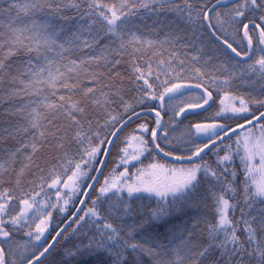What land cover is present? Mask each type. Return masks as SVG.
<instances>
[{"label":"snow or ice","instance_id":"snow-or-ice-1","mask_svg":"<svg viewBox=\"0 0 264 264\" xmlns=\"http://www.w3.org/2000/svg\"><path fill=\"white\" fill-rule=\"evenodd\" d=\"M0 264H264V0H0Z\"/></svg>","mask_w":264,"mask_h":264},{"label":"rangeland","instance_id":"rangeland-1","mask_svg":"<svg viewBox=\"0 0 264 264\" xmlns=\"http://www.w3.org/2000/svg\"><path fill=\"white\" fill-rule=\"evenodd\" d=\"M177 135H179V132L177 133Z\"/></svg>","mask_w":264,"mask_h":264},{"label":"trees","instance_id":"trees-1","mask_svg":"<svg viewBox=\"0 0 264 264\" xmlns=\"http://www.w3.org/2000/svg\"><path fill=\"white\" fill-rule=\"evenodd\" d=\"M185 123H187V122H185ZM54 234V233H53Z\"/></svg>","mask_w":264,"mask_h":264}]
</instances>
